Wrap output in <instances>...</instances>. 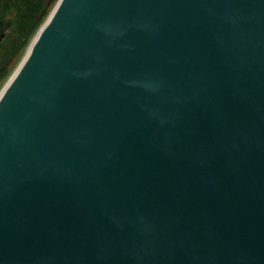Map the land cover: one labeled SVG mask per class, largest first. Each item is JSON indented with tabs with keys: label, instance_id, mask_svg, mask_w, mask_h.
I'll use <instances>...</instances> for the list:
<instances>
[{
	"label": "water",
	"instance_id": "1",
	"mask_svg": "<svg viewBox=\"0 0 264 264\" xmlns=\"http://www.w3.org/2000/svg\"><path fill=\"white\" fill-rule=\"evenodd\" d=\"M0 264H264V0H59L0 93Z\"/></svg>",
	"mask_w": 264,
	"mask_h": 264
},
{
	"label": "trees",
	"instance_id": "2",
	"mask_svg": "<svg viewBox=\"0 0 264 264\" xmlns=\"http://www.w3.org/2000/svg\"><path fill=\"white\" fill-rule=\"evenodd\" d=\"M52 5V0H0V85L7 76L2 61L5 43L13 40L15 50H21L39 29Z\"/></svg>",
	"mask_w": 264,
	"mask_h": 264
},
{
	"label": "rangeland",
	"instance_id": "3",
	"mask_svg": "<svg viewBox=\"0 0 264 264\" xmlns=\"http://www.w3.org/2000/svg\"><path fill=\"white\" fill-rule=\"evenodd\" d=\"M58 1L59 0H52L53 5L50 7L48 12L46 13L44 20L42 24L40 25L39 29L32 36L28 44L25 45L21 50H17V49L15 50V46H13V40H9L5 43V47L3 49L4 55L2 56V61H3L4 66L6 65L7 76L6 78L2 80V83L0 85V93L3 91L6 84L9 82L10 78L14 75V73L17 71L19 66L24 61L32 41L34 40V38L36 37L40 29L44 26V24L49 19Z\"/></svg>",
	"mask_w": 264,
	"mask_h": 264
}]
</instances>
